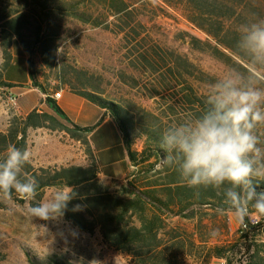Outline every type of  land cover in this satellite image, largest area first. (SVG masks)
<instances>
[{
	"label": "rangeland",
	"instance_id": "rangeland-1",
	"mask_svg": "<svg viewBox=\"0 0 264 264\" xmlns=\"http://www.w3.org/2000/svg\"><path fill=\"white\" fill-rule=\"evenodd\" d=\"M20 7L18 0H0V16L17 18L19 31L32 49L24 50L14 40L9 51L11 59L14 46L21 48L28 57L29 69L35 80L50 94L74 87L120 104L131 123L132 150L145 151V158L151 156L139 167L131 163L132 169L123 180L104 182L96 173V178L89 185L69 187L74 194L69 201L72 206H79L88 194L105 191L115 197L127 198L158 179L159 175L154 172L162 169L163 163L156 152L161 150L160 141L153 138L160 140L168 127L186 120L194 121L204 112L197 101L189 102L192 94L187 89L188 84L204 102L215 82L229 77L246 80L251 73L264 76V69L248 66L250 73L236 71L214 57L204 45L192 44V38L213 42L185 18L179 7H168L159 0H150L143 6L136 4L138 9L134 18L143 27L134 28L135 31L129 35L117 33L111 24L109 28L95 26L94 19L83 23L56 14L52 18L53 27L49 35L39 38L45 28L41 31L37 28L38 13L30 12L18 17L16 10ZM81 10L92 14V18L99 14L93 5L87 4ZM2 24L0 22V30ZM44 39L49 65L44 63L37 49L38 40ZM175 56L180 58L178 66L174 65ZM183 60L192 64L194 69L181 63ZM3 63L0 45V84L3 82ZM36 90V94H41ZM10 95L7 86L0 85V134L7 132L13 117L26 116L16 113V106L8 101ZM45 98L40 99L34 110L47 114L50 119L43 127L27 129L25 148L32 153L28 164L35 169L78 166L97 172L86 143V133L57 116L45 103ZM260 131L264 132V128ZM6 144L0 140V160L6 156ZM149 164L155 165L152 171ZM58 189L68 190V187L44 188L40 199L35 197L32 201L21 198L14 191L10 199L0 197V264H32L30 259L38 264H54L50 262L53 258L61 264H135L129 255L105 244L97 228L88 233L80 231L63 214L41 220L27 211L30 204L50 199ZM216 206L224 204L217 201ZM218 209L196 207L192 209V220L173 218L169 222L170 227H179L178 232L186 244L191 234L195 240L193 247L187 245L183 249L191 255L184 256L177 264H226L224 259L211 257L207 262L205 259L210 246L233 243L239 236L240 222L234 213L221 214ZM246 218L260 220L256 213L250 212ZM206 236L214 238L205 246L202 241ZM242 254L243 250L236 253L231 264H238L244 257Z\"/></svg>",
	"mask_w": 264,
	"mask_h": 264
},
{
	"label": "trees",
	"instance_id": "trees-1",
	"mask_svg": "<svg viewBox=\"0 0 264 264\" xmlns=\"http://www.w3.org/2000/svg\"><path fill=\"white\" fill-rule=\"evenodd\" d=\"M159 1L168 7H179L185 18L213 42L211 44L208 41L202 42L192 38V44L204 45L214 57L236 71L250 73L246 66L259 70L264 69L254 65L251 54L245 50L242 41L244 26L258 19H264V0ZM18 2L21 6L20 10H16L18 17H24L30 12L38 13L40 20L37 28H41L40 31L45 28L39 38H44L49 35L53 27L52 18L56 14L69 16L83 23L94 19L93 25L95 26L103 25L109 28L111 24L116 27L117 33L129 35L135 31L134 28L143 27L141 22L136 17L134 18L138 9L136 4L143 6L150 3V0H18ZM87 4L96 7L98 17L92 18V14L81 10V7H86ZM10 17L9 15L0 16V22H3L0 30V45L4 55V70L11 61L9 51L13 44L12 41L17 40L24 50H32L19 31V25L15 21L17 18ZM38 43L40 44L37 49L44 63L49 65L45 39L38 40ZM175 58L174 65L178 66L180 58L178 56ZM181 63L189 69H194L188 61L183 60ZM188 71L191 75V71ZM30 80L33 88L46 95L45 103L53 112L66 120L65 114L49 96V91L35 80L31 71ZM0 85L11 87L4 81ZM187 89L191 92V99H193H189V102L197 101L205 111L208 105L193 93L192 86L188 84ZM70 90L112 115L124 134L130 162L134 167H139L150 160L151 156L145 158V151L132 150L131 123L120 104L105 101L94 93L83 92L74 87H70ZM47 119H50L47 114L36 110L23 118L13 117L9 122L7 132L0 134V140L7 143L5 149L10 144L25 149L27 129L43 127ZM77 129L85 133L91 130V128L78 127ZM153 139L160 141L157 138ZM156 152L157 157L163 160L164 153L158 149ZM154 166V164H149L151 171ZM23 170L28 176L35 177L39 181L37 199H40L41 191L47 187L89 185L96 178L97 173L89 172L78 166L35 169L30 164H26ZM154 173L159 175L158 179L130 197L119 198L106 191L88 194L79 206H72V203L68 202L62 214L80 231L92 233L97 228L105 244L129 255L135 264H177L184 256L191 255L183 249H186L187 245L193 247L195 240L191 234L186 244V240L178 232L179 227H170L169 222L173 218L192 220L194 218L192 209L196 207H219L220 209L226 206H216L217 201L223 202V197L210 187L200 189L187 187L172 166L163 164L162 169ZM257 190L264 191V182L259 184ZM226 212L228 210L223 213ZM249 212L256 213L260 217L259 222L249 224L245 217L244 223L247 228L239 229V236L233 243L210 246L205 256L206 262L214 257L224 259L226 264H231L233 256L243 250L244 257L237 262L238 264H264V243L258 242L264 240V214H259L254 210ZM226 229L224 227V230ZM213 238V236H206L202 243L206 246ZM30 262L38 264L32 259ZM50 262L61 264L54 258Z\"/></svg>",
	"mask_w": 264,
	"mask_h": 264
},
{
	"label": "clouds",
	"instance_id": "clouds-1",
	"mask_svg": "<svg viewBox=\"0 0 264 264\" xmlns=\"http://www.w3.org/2000/svg\"><path fill=\"white\" fill-rule=\"evenodd\" d=\"M243 46L255 66L264 68V19L244 26ZM208 107L194 121L186 120L165 129L160 138L162 163L176 169L182 182L193 189L212 188L223 197L226 208L243 225L250 210L264 214V76L226 78L212 85L204 101ZM32 153L10 144L0 160V197L13 191L32 201L39 181L24 173ZM73 191L58 189L52 197L27 211L48 220L62 214ZM246 227V225H244ZM264 243V240L258 241Z\"/></svg>",
	"mask_w": 264,
	"mask_h": 264
},
{
	"label": "crops",
	"instance_id": "crops-1",
	"mask_svg": "<svg viewBox=\"0 0 264 264\" xmlns=\"http://www.w3.org/2000/svg\"><path fill=\"white\" fill-rule=\"evenodd\" d=\"M12 69L15 70L10 74ZM3 81L11 86L7 88L11 95L17 98L15 111L20 115H28L38 107L40 99L46 96L42 93L36 94L38 91L31 86L28 57L19 47L14 46L12 50V59L4 70ZM60 92L57 99L52 97L53 94L49 96L54 99L69 123L78 128H91L86 133V143L92 154L98 178L104 182L125 179L132 165L119 124L105 109L70 89L63 88Z\"/></svg>",
	"mask_w": 264,
	"mask_h": 264
},
{
	"label": "built area",
	"instance_id": "built-area-1",
	"mask_svg": "<svg viewBox=\"0 0 264 264\" xmlns=\"http://www.w3.org/2000/svg\"><path fill=\"white\" fill-rule=\"evenodd\" d=\"M60 94H61V92H56V93H54L53 94V98L54 99H57V98H59L60 97ZM8 101H10L11 103H12V105L13 106H16V104H17V98H16V96H14V95H10L9 97H8ZM259 222V220H257V218H253V219H250V220H248V223L249 224H256V223H258ZM244 225H246V223H244L243 225L240 223V226H239V228L240 229H246L247 228V225H246V227L244 226Z\"/></svg>",
	"mask_w": 264,
	"mask_h": 264
},
{
	"label": "bare ground",
	"instance_id": "bare-ground-1",
	"mask_svg": "<svg viewBox=\"0 0 264 264\" xmlns=\"http://www.w3.org/2000/svg\"><path fill=\"white\" fill-rule=\"evenodd\" d=\"M10 102V101H9ZM11 103V102H10ZM12 104V103H11Z\"/></svg>",
	"mask_w": 264,
	"mask_h": 264
}]
</instances>
